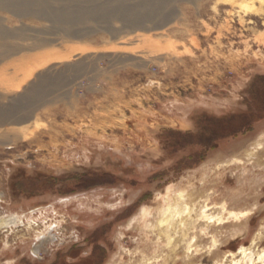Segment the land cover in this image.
Here are the masks:
<instances>
[{
    "label": "rangeland",
    "instance_id": "374dc122",
    "mask_svg": "<svg viewBox=\"0 0 264 264\" xmlns=\"http://www.w3.org/2000/svg\"><path fill=\"white\" fill-rule=\"evenodd\" d=\"M0 7V264H264V0Z\"/></svg>",
    "mask_w": 264,
    "mask_h": 264
},
{
    "label": "trees",
    "instance_id": "16d2710c",
    "mask_svg": "<svg viewBox=\"0 0 264 264\" xmlns=\"http://www.w3.org/2000/svg\"><path fill=\"white\" fill-rule=\"evenodd\" d=\"M264 106V103H263ZM264 119V109L262 110V114L259 116V118H254L252 117V115L250 116V113L247 115V119L245 121H243L242 125L234 131V133L228 132L226 134L222 133V134H216V132H212L211 136L205 140V143L201 144V146L203 147V149L201 151H198L199 155H201V159H204L206 156V152L209 149H212L214 147L218 146V143H221V140L230 137L232 135H239L240 133L244 134V133H249L252 132L255 129V124L254 122L257 120H261ZM102 174H81V176H79V181L84 182V181H91L90 184H88V186L86 187H91L93 185L99 184L101 181ZM80 182V183H81Z\"/></svg>",
    "mask_w": 264,
    "mask_h": 264
},
{
    "label": "bare ground",
    "instance_id": "6f19581e",
    "mask_svg": "<svg viewBox=\"0 0 264 264\" xmlns=\"http://www.w3.org/2000/svg\"><path fill=\"white\" fill-rule=\"evenodd\" d=\"M9 1V0H8ZM20 1V0H19ZM12 2V1H11ZM42 2V1H41ZM4 3H5V1H4ZM4 3L2 4L3 6H4ZM24 3V2H23ZM157 4V3H156ZM161 4V3H160ZM12 5V4H11ZM14 5V4H13ZM12 5V6H13ZM19 5V4H18ZM17 5V6H18ZM24 5H26V3L24 4ZM23 5V6H24ZM29 5V4H28ZM166 5V4H165ZM6 6V5H5ZM12 6H9L10 8L12 7ZM15 6V5H14ZM17 6H15L16 8H18ZM159 6V5H158ZM246 6L247 7H250V9H252L251 7L252 6H250V5H248V4H246ZM14 7V8H15ZM21 7H22V5H21ZM29 7V6H28ZM1 8V7H0ZM5 8V7H4ZM7 8V7H6ZM23 8V7H22ZM24 9V8H23ZM120 9V8H119ZM123 9H124V7H123ZM122 9V10H123ZM8 10H11V9H8ZM17 10V9H16ZM12 11H13V9H12ZM119 11V10H118ZM151 11V10H150ZM116 12V11H115ZM130 12V11H129ZM135 12V11H134ZM162 12V11H161ZM17 13V12H16ZM118 13V12H117ZM116 13V14H117ZM127 13H128V11H127ZM151 13V12H150ZM60 14V13H59ZM111 14H113L112 12H111ZM118 14H120L121 15V13H118ZM137 14H139V13H136V14H133V15H137ZM161 14V13H160ZM125 16V14H123L122 13V16ZM129 15V13L127 14V16ZM142 16L144 15V14H141ZM146 15H148L149 16V18L153 15V14H149L148 12H147V14ZM114 16H115V14H114ZM119 16V15H118ZM122 16H120L121 18H122ZM142 16H140L141 18H142ZM147 16V17H148ZM161 16H163V15H161ZM165 16V15H164ZM132 17H134V16H132ZM144 17V16H143ZM153 17V16H152ZM126 18V17H125ZM128 18H129V16H128ZM159 18H160V16H159ZM161 18H163V17H161ZM160 18V19H161ZM144 19V18H143ZM165 19V18H164ZM132 20V23H133V21H134V19L132 18L131 19ZM127 21H128V19H127ZM143 22V25H144V21H142ZM146 22V21H145ZM136 24V23H135ZM160 24V23H159ZM165 24V23H164ZM141 25V24H140ZM142 26V25H141ZM8 33V32H7ZM20 86V85H19ZM18 86V87H19ZM18 89V88H17ZM12 118V117H11ZM177 214L178 212L176 211V209H173V207L172 206H169L166 210H165V213H164V215H163V217L160 219V223L161 224H164V223H167L169 220H170V218H171V216H175V214ZM171 215V216H170ZM249 248H242L241 250L246 254V251L248 250ZM264 256V255H263Z\"/></svg>",
    "mask_w": 264,
    "mask_h": 264
}]
</instances>
